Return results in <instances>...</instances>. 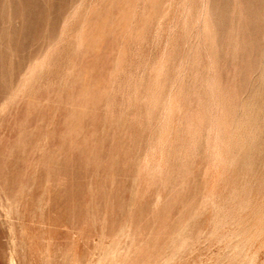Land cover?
Returning a JSON list of instances; mask_svg holds the SVG:
<instances>
[{
  "label": "rangeland",
  "instance_id": "obj_1",
  "mask_svg": "<svg viewBox=\"0 0 264 264\" xmlns=\"http://www.w3.org/2000/svg\"><path fill=\"white\" fill-rule=\"evenodd\" d=\"M161 263L264 264V0H0V264Z\"/></svg>",
  "mask_w": 264,
  "mask_h": 264
},
{
  "label": "bare ground",
  "instance_id": "obj_2",
  "mask_svg": "<svg viewBox=\"0 0 264 264\" xmlns=\"http://www.w3.org/2000/svg\"><path fill=\"white\" fill-rule=\"evenodd\" d=\"M157 203V202H156ZM187 237V236H186ZM183 238V237H182ZM172 253V252H171ZM162 264V263H161Z\"/></svg>",
  "mask_w": 264,
  "mask_h": 264
}]
</instances>
